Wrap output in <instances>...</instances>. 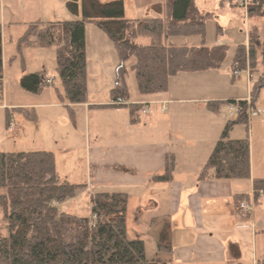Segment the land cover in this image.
Here are the masks:
<instances>
[{
  "label": "trees",
  "instance_id": "16d2710c",
  "mask_svg": "<svg viewBox=\"0 0 264 264\" xmlns=\"http://www.w3.org/2000/svg\"><path fill=\"white\" fill-rule=\"evenodd\" d=\"M153 4L145 16L125 19L122 0H66L67 9L80 19L34 22L28 24L18 38L20 53L24 46L55 47L56 73L67 104L87 100L85 24L94 22L113 44L118 56L114 86L110 97L129 98L126 76L127 62L133 72L140 94L164 92L169 79L179 72H199L219 68L227 57L228 44L206 45L205 18L199 15L193 0H165ZM224 1L236 7L233 0ZM163 10H166L163 15ZM152 11L151 16L148 12ZM264 12V0H250L248 14ZM264 28V27H263ZM217 30L221 31L220 26ZM198 36L199 45L171 42L175 37ZM258 37V36H257ZM147 38L148 43L138 42ZM249 37L248 45L238 44L230 61L234 71L246 70L258 74L250 83L249 105L254 108L259 91L264 87V42ZM259 67H261L259 69ZM2 71L0 30V76ZM23 91L37 94L45 86L44 72L24 73L19 78ZM222 102H208L207 108L217 112ZM238 105L235 118L228 120L215 143L200 178L212 170L215 179L245 180L251 177L248 136L231 139L234 124H248V103L245 99L229 100ZM143 105L131 104L133 122L139 119ZM124 108L125 106H111ZM21 109V108H19ZM73 113L71 112V117ZM9 116L7 121L9 122ZM174 158L168 155L162 173L151 180L168 182L172 179ZM253 190L264 191V179L252 180ZM85 188L60 181L56 172L55 155L47 150L0 152V208L8 235L0 236V264H172L170 261L149 260L142 241H126L124 237L126 197L123 194L99 192L90 197V217L79 218L60 211L58 204ZM243 197V196H242ZM241 195L237 198H242ZM110 216L101 221L102 214ZM68 237V239H66ZM169 224L159 234L157 250L170 252ZM229 261L241 264L240 252L233 242L228 244ZM257 264H264L260 260Z\"/></svg>",
  "mask_w": 264,
  "mask_h": 264
},
{
  "label": "crops",
  "instance_id": "0c3cea01",
  "mask_svg": "<svg viewBox=\"0 0 264 264\" xmlns=\"http://www.w3.org/2000/svg\"><path fill=\"white\" fill-rule=\"evenodd\" d=\"M205 2L200 0V3H203L202 8L195 3L198 14L212 16L213 13L206 12ZM0 4L2 6L1 48L5 61L2 25L7 21V8L4 7V0H0ZM218 5L222 6L221 9L225 6L232 7L227 2L221 5L220 0ZM165 13L166 10H163V15ZM34 22L36 21L25 24L22 31L24 32L27 25ZM221 32L222 30H217L218 34ZM97 38L99 39L96 41L95 50H102L106 44L112 43H106L102 35ZM178 38L180 37L171 39V42L177 45L186 43ZM146 39L139 38L138 42L146 44ZM186 41L188 46L200 43V39L195 42L192 39ZM246 43L247 39L242 44ZM214 44H228L229 50L233 47L232 57L234 48L241 43L232 45L228 39L219 36L212 44L206 41L208 46ZM133 62V58L127 62L126 82L129 98L126 107H111L109 101L111 97L106 102L90 100L89 82H87L86 102L68 104L73 113L72 129L56 131L59 136L54 141V146L50 144L51 139H55L54 132L51 131L52 138L45 131L47 136H39L43 146L38 150L54 153L58 176L61 174L58 171V157L62 160L60 166L62 174L69 176L74 172L75 165L67 159H75V155H81L76 159L79 164L76 168L84 169L87 175L86 183L77 184L85 185L82 190L92 195L96 193H92L96 187L123 186L129 190L112 193L125 195L126 202L128 197L136 195L139 203L142 204L139 207L152 215L150 223L156 221L162 224L159 232L168 223L171 251H159L160 261H170L172 264H234L229 261L230 242L237 245L241 264H257L260 260H264V200L256 201L252 184L255 178L264 179V174L259 177L254 173L251 144H249L251 168L249 179H215L212 170L206 171L200 178V173L228 121L227 116L224 115L222 118L220 114L221 105L217 112L209 110L206 105L208 102H221L224 99L229 101L241 98L247 101L249 97L244 98L228 92L226 87V75L229 72L232 79L240 75H232L229 62L230 68L225 69V74L219 68L199 72H179L169 79L166 91L140 94L138 91V93L132 92L128 82L130 74H133L129 69ZM100 75L101 73L96 74L95 78L100 79ZM0 77V85L4 86L3 71ZM247 78L249 91V79L252 76L249 75ZM41 92L42 90L39 94ZM134 103L148 105L150 109L146 115L139 114V119L135 122L131 120L130 115V105ZM34 105L51 109L59 106L58 103L46 102L34 103ZM29 106L30 104H21L15 107ZM77 109H79V136L76 135ZM12 131H15V124ZM32 131L36 129L21 128L20 139L33 136ZM233 131L234 126L230 129L231 139H242L237 138L242 136H232ZM81 139L85 143L83 146L80 144ZM168 155L174 158L172 179L168 182L151 180L154 175L163 172ZM240 195L243 197L238 199ZM243 199L253 202L251 212L242 213L237 210V203ZM57 206L59 208V205Z\"/></svg>",
  "mask_w": 264,
  "mask_h": 264
},
{
  "label": "rangeland",
  "instance_id": "374dc122",
  "mask_svg": "<svg viewBox=\"0 0 264 264\" xmlns=\"http://www.w3.org/2000/svg\"><path fill=\"white\" fill-rule=\"evenodd\" d=\"M101 1L105 2L110 0ZM122 1L124 4V17L129 20L145 16L148 7L153 4H163V9H165L166 2L165 0ZM204 1H206L204 5L206 12L213 13L212 16L209 15L205 18V40L208 43H214L218 36L222 39H228L232 45L243 43L246 39L247 43L245 45H248V40L251 36H253V39L257 38V42H264V12L255 13L250 16L248 14L250 0H243L246 6L240 5L238 0H233L232 3H235L236 7L225 6L222 9V6L218 5V0ZM195 3L198 7L202 8L203 3L201 4L200 0H195L194 5ZM4 7L7 8V21L5 25H2V44H4L3 54L6 59L4 61L1 48L4 86L0 85V152L41 149L43 143L40 141L39 136H47V134H49V137L52 136V138L53 134H55V139H51L50 141V144L54 146V141L57 140L59 136L56 131L59 130L60 132L65 128L72 129L73 125L70 107H68V104L62 101L60 97L63 89L55 70V49L54 47L24 46L19 53L17 41L23 33L22 30L24 25L27 23L33 21L47 22L63 19L72 20V18L80 19V14L78 17L72 14L66 7V0H4ZM1 10L2 6L0 4V12ZM151 15H153L152 11H149L148 16ZM217 25L222 28L220 34L217 33ZM99 35H102V39H105L104 41L106 43L111 42L107 35L100 30L94 22H87L85 24L86 75L90 89L88 97L90 100H105L106 102L110 99L109 89L114 85L118 56L112 43L106 44L102 50H95V44L97 39H99L97 38ZM178 39H182V41L186 43V39H192L194 42L199 40L198 36ZM145 42L147 44L148 40L146 39ZM232 49L233 47L228 51L225 61L219 67V70L224 71V74L225 69L227 70L230 68L229 62ZM260 68L261 67H259V69ZM246 69H248V65ZM39 71L44 72L45 76L52 78V83L45 86L40 94H31L23 91L19 84L20 75L24 72L33 73ZM100 73L101 78L96 79L95 75ZM248 73L249 72L246 70L239 71L240 76L232 79L229 72L226 75V87L228 92L235 93L244 98L245 96L250 97L247 85ZM257 75L258 74H254L252 78L249 79L250 83L256 79ZM222 79L224 78L222 77ZM128 82L130 90L134 93H138L132 73L129 76ZM237 100H241V98ZM41 102L58 103L59 106L51 109L47 107L39 108L34 105V103ZM221 102L222 108L220 114L222 118H224L225 115L228 120L234 119L236 115L229 117L227 114V106L232 103L228 104L226 99ZM21 104H30V106L24 108L15 107ZM254 108H261L263 112L259 115H251L248 121L249 125L241 123L234 124L232 136H242L237 138H245L248 136L249 144H251L253 150L254 173L256 176L260 177L264 174V87L259 91ZM8 116L9 122L11 121L15 124V131H8ZM78 124L79 109H77V125ZM27 127L36 129V131H32L34 135L25 136L23 139H20V129L23 128V130H26ZM51 131L54 133L51 134ZM25 133H27V131ZM25 133L21 134L23 135ZM76 135L79 136V125L77 126ZM81 141L82 143H80V140L79 143L83 146L85 143L82 139ZM75 156V159H67L68 162L75 165L73 167L74 172L69 176L62 174L63 172L60 167L62 166V160L61 157H58V171L61 173L58 177L60 181L84 184L87 181L86 171L79 167L76 168L79 165L76 159L81 155ZM127 190L129 189H125L123 186L112 185L109 187H96L93 189L92 193L127 192ZM4 193L5 190L0 189V195ZM90 197L91 195L89 192L80 189L76 192L75 196L69 197L59 203V210L79 218L90 217ZM140 205L142 204L139 203L136 195H131L127 198L124 237L126 241H142L146 258L160 261L157 242L162 224H158L156 221L151 224L150 216L152 215L150 212H144V208L139 207ZM2 216L3 213L0 208V236L6 237L8 231ZM109 218V215L103 213L100 219L102 222H107ZM66 239H68V237H66Z\"/></svg>",
  "mask_w": 264,
  "mask_h": 264
},
{
  "label": "built area",
  "instance_id": "2783aa9c",
  "mask_svg": "<svg viewBox=\"0 0 264 264\" xmlns=\"http://www.w3.org/2000/svg\"><path fill=\"white\" fill-rule=\"evenodd\" d=\"M239 4L242 5V6H246L245 3L243 2V0H238ZM246 71L248 72V69H246ZM234 75H239V71L236 70L233 72ZM0 80H1V77H0ZM46 83L48 84H51L52 83V78L50 77H47L46 76ZM247 103H248V116H251V115H259L262 113V110L259 109V108H252L249 104V99H247ZM127 99L123 98V97H120V96H117V97H111V100H110V105L111 106H125L127 105ZM165 110V107L163 108ZM149 106L148 105H143L142 108L140 109L139 111V114L140 115H146L149 113ZM227 110H228V114H229V117H233L234 115H236L239 111V108H238V105L237 104H229L227 106ZM14 128V122H9L8 124V131H12ZM260 200H264V191L263 190H259L257 191V201H260ZM237 210L242 212V213H249L253 210V202L251 201H248L246 199H243V200H240L238 203H237ZM92 218V221H94L96 219V216L95 215H92L91 216Z\"/></svg>",
  "mask_w": 264,
  "mask_h": 264
}]
</instances>
